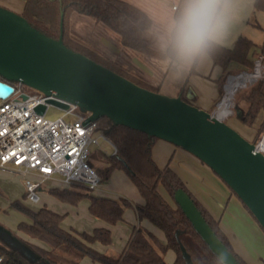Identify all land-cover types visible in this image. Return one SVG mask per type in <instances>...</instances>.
Wrapping results in <instances>:
<instances>
[{
	"label": "trees",
	"instance_id": "trees-1",
	"mask_svg": "<svg viewBox=\"0 0 264 264\" xmlns=\"http://www.w3.org/2000/svg\"><path fill=\"white\" fill-rule=\"evenodd\" d=\"M255 6L256 9L264 11V0H256ZM180 7L179 0L174 10V17L178 15ZM21 14L32 26L48 36L59 38L62 32L64 43L68 47L154 91H158L155 84L136 76L121 64L103 60L87 45L74 38L71 29L73 16L87 15L110 27L119 34L123 46L157 58H169L171 62L176 59L167 47L165 50H159L151 46L144 33L152 27L153 19L147 11L130 0H25ZM257 49L264 52V44L258 46L251 39L240 36L233 48L215 42L207 51L214 64L223 69L220 78L221 96L224 93L223 86L228 74L234 72L229 69L230 65L235 63L245 68H253L252 55ZM198 60L199 58L194 60L192 71L195 70ZM11 84L14 86L17 82L11 81ZM235 96L234 115L245 125L254 126L263 114V121L258 126L259 137L256 141L258 142L264 134V77L247 88L239 89ZM238 111H241L240 115ZM98 124L99 130L117 149L115 153L105 155L108 164L99 169L102 179L106 180L116 168L126 170L145 202L133 203L127 198L115 199L90 195L91 213L110 224H115L124 218L125 209L133 205L140 221L147 219L163 230L166 242L163 243L154 232L144 226L135 225L123 251L118 256L109 255L93 246L96 242L111 244L112 231L109 227H96L92 232L69 230L62 225L64 214L45 205L34 210L22 201L15 200L12 206L29 218V221H22L19 224V229L30 235L31 239L17 237L16 247L10 243L12 240L0 237V254L4 256L6 264H79L85 256L102 264H166L165 253L169 249H173L176 253L175 264H224L175 202L174 193L179 188H183L191 195L207 222L236 256L238 263L249 264L235 251L218 220L191 193L180 175L169 164L160 167L156 163L152 150L157 137L139 129L117 124L107 116L98 119ZM71 185L70 188H52L51 192L60 199L72 203L89 195L88 192L80 193L76 187H73L80 185ZM160 186L166 189L174 202H170L162 194ZM24 248L35 254L34 260L25 255Z\"/></svg>",
	"mask_w": 264,
	"mask_h": 264
},
{
	"label": "water",
	"instance_id": "water-1",
	"mask_svg": "<svg viewBox=\"0 0 264 264\" xmlns=\"http://www.w3.org/2000/svg\"><path fill=\"white\" fill-rule=\"evenodd\" d=\"M63 13L61 18V26ZM0 97L14 91L11 81L46 94L47 104L81 106L92 120L103 116L164 139L196 155L237 194L264 229V152L228 122L181 96L143 87L91 57L32 26L21 14L0 5ZM27 98V95H23ZM241 111H238V115ZM175 202L224 264L236 256L207 222L191 195L179 188ZM25 254L35 258L32 251Z\"/></svg>",
	"mask_w": 264,
	"mask_h": 264
},
{
	"label": "rangeland",
	"instance_id": "rangeland-1",
	"mask_svg": "<svg viewBox=\"0 0 264 264\" xmlns=\"http://www.w3.org/2000/svg\"><path fill=\"white\" fill-rule=\"evenodd\" d=\"M130 1L147 11L153 19L152 27L144 33V36L150 41L151 46L159 50H165L166 46L163 37L166 34L170 19L174 17L175 9L173 6L177 5L179 0ZM255 2L256 0H234V6L226 19V29L219 38L218 43L225 47L233 48L237 39L240 36H244L251 39L258 46L264 44V11L256 9ZM71 29L74 38L87 45L102 57L103 60L110 61L114 64H121L133 74L145 80H147V78L150 79L149 75L146 73L148 71L141 66L139 67L136 61L147 63L150 69L155 70V82H157L155 85L158 87L157 90L161 93L167 95H169L168 93L173 94L176 92L177 88L181 89L183 85H185L190 72H195V70H191L194 61L190 64L183 63L177 59L171 62L169 58H157L144 54L131 47L123 46L120 42L119 34L90 16L81 14L74 15ZM114 51L118 52L116 53ZM118 53L121 54L118 55ZM206 54L208 55V53ZM252 58L254 60L253 68H241V65H238L240 67H237L234 72L228 74L236 75L243 70L254 73L256 71V64L260 60V67L262 69L261 75L243 81L244 85L238 89L247 88L258 79L264 77V52L261 49H257L256 53L252 55ZM24 89L27 92H34V89L28 85H24ZM233 102L235 105V95ZM75 111L79 113L87 112V110L81 106H77ZM63 113L64 111L62 109L55 105H50L46 116L55 119L60 117ZM236 118V115L233 113L232 116L225 121L233 123ZM262 121L263 115L260 116L259 121L254 126H248L253 130V134L248 140L254 144H258L263 137L262 136L261 139L256 142L259 137L258 126H260ZM242 132V134L247 135L246 132ZM114 149V145L109 140L101 137L98 144L91 145L92 154L89 158V162L96 169L98 167L102 168L107 166L108 163L105 160V155L113 154ZM29 177L35 178L33 175ZM25 181L26 176L16 172L13 168L0 169V237L12 240L10 243L16 247L18 246V242H16L17 237L29 240L30 235L19 229V224L22 221H29V218L25 213L12 206V202L15 200L22 201V203L34 210L45 205L64 214L63 225L69 230L92 232L97 224H108V226L112 228V242L108 246L99 245L102 247L104 253L108 251V253H106L109 255H117L124 249L131 231V225L137 221V211L135 206H128L124 212V219L111 225L105 220H97L91 213L89 208L91 200L90 195L101 194L102 196L117 199L123 197L131 200L133 203L143 202L144 200L143 195L138 190L130 174L121 168L114 169L110 176L106 180H103L94 190L90 191L82 186H73L76 187L77 191H80V193H89V195L83 196L75 203L62 200L51 192L53 186L61 188L64 185H69L64 183L60 176L56 177L54 181H46L42 184L40 190L41 201L39 203H33L27 200ZM163 189L164 188H162V190ZM98 221L101 222L98 223ZM146 223L150 226L151 230L156 232L155 234L158 238L165 243L166 235L163 230L156 228L149 220H146ZM244 235L247 237L251 236L248 232H244ZM248 241H250L249 238ZM25 255L34 260L27 254ZM175 258V251L173 249L167 250L165 253L166 264H175Z\"/></svg>",
	"mask_w": 264,
	"mask_h": 264
},
{
	"label": "built area",
	"instance_id": "built-area-1",
	"mask_svg": "<svg viewBox=\"0 0 264 264\" xmlns=\"http://www.w3.org/2000/svg\"><path fill=\"white\" fill-rule=\"evenodd\" d=\"M176 7L173 6L174 9ZM252 74L243 70L227 76L225 92L211 111L213 116L223 121L232 116L233 98L239 87L231 95L227 86L242 77L253 78ZM24 94L27 98L23 97ZM226 98H230L232 103L223 110ZM46 99V94L38 90L34 89L32 93L25 91L24 84L20 82L14 85L12 94L0 97V169L13 168L26 176V198L33 203L41 200L43 181L56 175H61L69 184H77L90 191L96 189L103 179L89 162L91 145L98 144L101 137L111 142L99 130L98 120H92L89 112L75 111L77 105L60 108L64 113L55 119L46 116L51 104H47L44 113L37 112L36 107ZM116 151L115 147L114 153ZM28 173H35L40 179L30 178ZM0 264H6L1 254Z\"/></svg>",
	"mask_w": 264,
	"mask_h": 264
},
{
	"label": "crops",
	"instance_id": "crops-1",
	"mask_svg": "<svg viewBox=\"0 0 264 264\" xmlns=\"http://www.w3.org/2000/svg\"><path fill=\"white\" fill-rule=\"evenodd\" d=\"M24 3L25 0H0V5L12 9L18 13L22 12ZM120 54L121 53H118V55ZM136 62L138 63L139 67L141 66L147 69L148 72H145L150 77V79L147 78V80L152 84H156L157 82H155V70L150 69V67L147 66V63H142L141 61ZM237 67L240 66L233 63L230 65L229 69L235 70L237 69ZM241 68H243V66H241ZM222 74V67L219 65H215L211 56L209 54H205L204 56L200 57L195 67V72H190L185 85H183L181 89L177 88L176 92H174L173 94H168L170 96H181L182 98L188 100L190 103H193L199 108L211 112L214 110L217 101L221 97L222 85L220 83V78L222 77ZM228 123L241 134L243 133L242 131L246 132L247 135H242H245L247 139H250L251 135L253 134V130L242 123L238 118L234 119L233 123ZM152 155L154 160L160 167H164L165 165L169 164L170 167L180 175L191 193L204 205V207L214 216V218L218 220L220 227L226 233L235 251L241 257H243L249 264H264V229L254 217V215L250 212V210L246 207L243 201L237 196V194L234 193L229 185L209 165H207L205 162H203L188 150L177 146L174 143L159 138L156 140L153 146ZM100 168L101 167H98L97 170L99 171ZM30 175L35 176V179H40V177L35 173H28L27 176ZM59 176L62 177L61 175H56L53 178L43 181V183L46 181H54L56 177ZM62 181L66 184H69L64 180L63 177ZM70 187H72L71 184L64 185L60 189ZM52 188L59 187L53 186ZM162 188L164 187L160 186V191L162 192V194L170 202H174L166 189L164 188L162 190ZM94 195L102 196L101 194ZM144 202L145 199L143 200V202L137 203ZM97 220L103 219L97 218ZM146 220L147 219L140 221L137 214V221L131 225L129 237L135 225H142L148 230L154 232V230H151L150 226L146 223ZM99 222L101 221H98V223ZM151 224L153 223L151 222ZM153 225L156 228H159L155 224ZM63 227L66 228L64 225ZM96 227H109L112 231L111 226H108V224L106 223H99L94 228ZM244 232L250 233L251 236L247 237L246 235H244ZM248 238L250 239V241H248ZM40 243L43 244L42 242ZM99 244L102 243L96 242L93 244V246L97 250L104 253L102 247ZM122 251L123 249L121 250V252ZM106 252L108 253V251ZM119 254L115 256H118ZM79 264L102 263L95 262L89 256H85L80 260Z\"/></svg>",
	"mask_w": 264,
	"mask_h": 264
},
{
	"label": "clouds",
	"instance_id": "clouds-1",
	"mask_svg": "<svg viewBox=\"0 0 264 264\" xmlns=\"http://www.w3.org/2000/svg\"><path fill=\"white\" fill-rule=\"evenodd\" d=\"M180 4L163 39L178 61L190 64L218 42L234 0H180Z\"/></svg>",
	"mask_w": 264,
	"mask_h": 264
},
{
	"label": "bare ground",
	"instance_id": "bare-ground-1",
	"mask_svg": "<svg viewBox=\"0 0 264 264\" xmlns=\"http://www.w3.org/2000/svg\"><path fill=\"white\" fill-rule=\"evenodd\" d=\"M261 73H262V69H261V67H260V64L258 63V64H257L256 71H255L251 76H252L253 78H256V77H259V76L261 75ZM245 80H248V78H247V77H242V78H240L238 81H235L234 83H230V84L227 86L229 93H230L231 95H233V93H234V91L236 90L237 87H240V86L244 85V84H243V81H245ZM254 80H255V79H254ZM247 82H248V81H247ZM231 103H232V102H231V99H230V98H226L225 102H224L223 105H222L223 110H227V108L230 107ZM258 148H259L260 150H261V149L264 150V135H263L262 139H261L260 142H259ZM262 150H261V151H262ZM263 152H264V151H263Z\"/></svg>",
	"mask_w": 264,
	"mask_h": 264
}]
</instances>
